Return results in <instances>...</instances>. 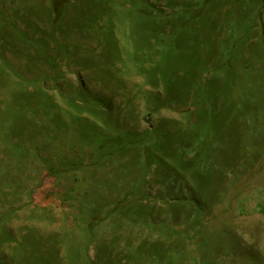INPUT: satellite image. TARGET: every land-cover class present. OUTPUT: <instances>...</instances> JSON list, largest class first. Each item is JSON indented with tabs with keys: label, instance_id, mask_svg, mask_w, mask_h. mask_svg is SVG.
I'll return each mask as SVG.
<instances>
[{
	"label": "rangeland",
	"instance_id": "1",
	"mask_svg": "<svg viewBox=\"0 0 264 264\" xmlns=\"http://www.w3.org/2000/svg\"><path fill=\"white\" fill-rule=\"evenodd\" d=\"M0 264H264V0H0Z\"/></svg>",
	"mask_w": 264,
	"mask_h": 264
}]
</instances>
